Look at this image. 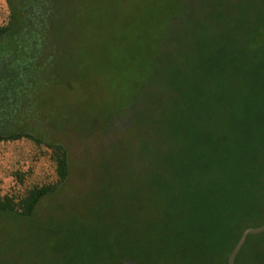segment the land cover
I'll use <instances>...</instances> for the list:
<instances>
[{"label": "rangeland", "instance_id": "obj_1", "mask_svg": "<svg viewBox=\"0 0 264 264\" xmlns=\"http://www.w3.org/2000/svg\"><path fill=\"white\" fill-rule=\"evenodd\" d=\"M239 1L251 0H58L68 26L59 13L48 28L53 62L28 92L25 117L39 135L60 137L69 173L32 216L0 213V264H100L111 250L118 257L127 234L122 211L139 208L156 154L170 146L159 111L171 109L172 93L160 92L158 81L164 74L173 81L213 77L203 76L202 66L215 63L221 41L231 37ZM7 14L0 0V24ZM80 17L87 37L79 48L87 59L74 71L79 48L72 28ZM109 116L117 121L107 122ZM127 120L133 127L121 129ZM14 173L23 174L21 183ZM55 180L43 145L0 143L1 195ZM258 243L250 240L252 248Z\"/></svg>", "mask_w": 264, "mask_h": 264}, {"label": "trees", "instance_id": "obj_2", "mask_svg": "<svg viewBox=\"0 0 264 264\" xmlns=\"http://www.w3.org/2000/svg\"><path fill=\"white\" fill-rule=\"evenodd\" d=\"M5 3L8 14L0 24V143L27 140L43 145L56 175L55 182L21 194H0V213L28 218L69 173L60 137L39 135L25 117L28 92L45 79L47 64L53 62L48 28L59 13L64 15L62 27L67 28L68 10L62 6L60 12L58 0ZM238 10L231 37L221 41L215 63L206 61L208 67L202 66L203 76L212 71L213 77L173 81L164 74L158 81L160 92L172 93L171 109L159 111L170 146L156 154L139 208L122 211L127 234L117 247L118 257L111 250L100 264H227L241 232L263 224L264 0L239 1ZM79 19V27L72 28L78 48L87 37L85 18ZM62 36L65 51L69 37ZM228 43L233 45L230 51ZM80 49L74 71H81L79 62L87 59ZM119 127L132 128L133 122H119ZM14 179L21 183L23 174L14 173ZM251 239L259 242L254 248ZM262 241L264 232L248 235L234 264H264Z\"/></svg>", "mask_w": 264, "mask_h": 264}, {"label": "water", "instance_id": "obj_3", "mask_svg": "<svg viewBox=\"0 0 264 264\" xmlns=\"http://www.w3.org/2000/svg\"><path fill=\"white\" fill-rule=\"evenodd\" d=\"M264 232V222L262 225L258 226V227H254V228H246L244 229L239 238L237 239L235 245L233 246L232 250L230 251L229 255L227 256L226 259V263L227 264H234V258L236 256V254L238 253L239 249L241 248V246L243 245L246 237L248 235H257ZM123 264H138L136 262L133 261H125L123 262Z\"/></svg>", "mask_w": 264, "mask_h": 264}]
</instances>
